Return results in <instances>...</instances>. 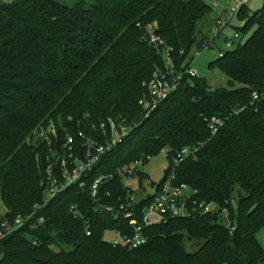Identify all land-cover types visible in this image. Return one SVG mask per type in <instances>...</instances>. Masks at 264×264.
I'll use <instances>...</instances> for the list:
<instances>
[{
  "label": "trees",
  "instance_id": "16d2710c",
  "mask_svg": "<svg viewBox=\"0 0 264 264\" xmlns=\"http://www.w3.org/2000/svg\"><path fill=\"white\" fill-rule=\"evenodd\" d=\"M246 5L237 13L242 26L231 19L209 41L197 23L210 10L216 14L207 0H0V209L27 213L42 197L47 145L35 129L51 120L59 139L78 129L93 136L98 129L90 126L109 118L130 130L93 175L164 149L169 163L161 182L173 172L195 189L197 203L215 206L150 223L148 241L127 249L103 235L128 234V221L96 210L90 182L67 186L39 212L42 223L31 221L2 239L0 264H264L256 237L264 226V7L250 13ZM147 24L171 47L182 76L150 111L139 101L149 99L146 84L164 68V57L142 37ZM232 26L235 46L209 64L228 86L211 89L203 77H186L194 53L220 36L225 44L223 32ZM210 116L226 120L213 135ZM191 145L196 154L174 166L176 152ZM101 188L109 201L126 193L116 175Z\"/></svg>",
  "mask_w": 264,
  "mask_h": 264
},
{
  "label": "built area",
  "instance_id": "2783aa9c",
  "mask_svg": "<svg viewBox=\"0 0 264 264\" xmlns=\"http://www.w3.org/2000/svg\"><path fill=\"white\" fill-rule=\"evenodd\" d=\"M249 0H224L219 4H212L216 10L214 17V27L211 29L213 35L227 26L231 19L238 22L242 26L243 21L237 19V13L243 5ZM212 35V37H213ZM237 32L234 33L232 39L225 43L230 48L236 41ZM145 41L149 42L156 48V51L164 57V68L157 69L153 72L152 77L146 84L149 99H141L142 104L147 110H152L164 98L173 94L179 87L182 79L181 73L174 69V63L171 60V47L164 45L162 38L155 32V25L147 24L146 35L142 36ZM165 46V47H162ZM205 48V46L203 47ZM162 49V51H160ZM196 51L194 55H197ZM219 51L218 55L221 56ZM192 63L184 69L186 77L198 76ZM258 100L259 95L256 91L252 93V100ZM246 105L239 106L234 110L238 113ZM208 127L210 134H215L226 121L220 116H210L208 119ZM90 128L97 130L96 135L85 134L83 130L78 129L75 135L66 133L64 137L59 139L56 125L50 120L44 126H40L34 130V135L42 143L47 145L46 150V166L44 170L45 178L42 182V197L40 201L34 203L27 213H17L15 215L8 214L5 209L0 213V243L3 238L13 233L16 229L34 223H42L43 216L39 212L47 207V203L57 194L62 192L64 188L71 185H77L79 188H85L90 182V200L96 205L98 212L110 213L115 219L122 217L128 221L132 231L129 233L119 234L111 243L117 245L121 243L127 249L137 248L144 245L148 241V235L145 233V226L150 223H160L162 220L177 217H191L194 213L200 212L205 214L214 209L212 202L205 203L195 201L193 194L195 189L191 188L187 183L178 180L175 173L171 172L158 186L152 194L144 196L141 200H136L133 189L125 186L122 182L123 176H131L136 171V167L142 165L144 159H149V155L143 159L132 162L123 169H116L114 172H101L93 175L94 166L100 161L105 152H109L122 138L129 132L127 126L116 124L111 118L106 121L93 123ZM196 146H185L176 152V156L172 159L173 165H177L180 161L194 156ZM164 151V149H162ZM121 178L122 188L126 190L124 198L117 196L115 200L109 201L111 196L107 189L101 190L102 186L111 181L114 176ZM144 205L139 206V202ZM232 207L235 208V201H232ZM71 210L76 216L79 214L75 205ZM221 214L227 217V207L220 209ZM230 231L234 228L233 223L227 221ZM86 234H90V229H86Z\"/></svg>",
  "mask_w": 264,
  "mask_h": 264
},
{
  "label": "rangeland",
  "instance_id": "374dc122",
  "mask_svg": "<svg viewBox=\"0 0 264 264\" xmlns=\"http://www.w3.org/2000/svg\"><path fill=\"white\" fill-rule=\"evenodd\" d=\"M65 2L67 5H73L75 0H60ZM211 4H219L222 0H207ZM88 4V3H87ZM248 9L250 13L252 11L261 9L264 7V0H249L247 3ZM215 13L214 11L210 10L207 12L202 19H200L197 23L200 29H202L203 33L206 34V37L211 41L212 35H211V27L213 26V17ZM238 22H236L234 19L232 20V25H236ZM232 27H228L224 30L223 34H225L227 37L232 39L235 29ZM246 35H244L243 39L241 41L246 39ZM221 37L219 40H216L215 42L211 43V47H206L204 50L198 52L196 57H194L192 62V68L195 69L199 77H203L206 79L207 84L209 88L211 89H217L228 86L227 85V78L223 74L222 71L219 70L218 67L213 66L209 67V64L217 59L219 57L218 53L220 50H226L227 47L221 40ZM235 46L232 44V47ZM230 47V48H232ZM194 52V50H192ZM168 157L167 154L164 153V151H159V153L150 155L149 159H147L145 162H143L142 165H139L136 167V171H139L141 174L145 173V177L141 179L139 177L138 172H134L133 175L129 176H123L122 182L125 186H129L133 189L135 199L141 200L144 198V196L148 194H152L155 191V188L161 180L163 179L165 175V169L168 167ZM153 183V184H152ZM6 208H1L0 210L3 211ZM103 237L108 240L112 241L114 238H116V234L111 232H106ZM258 242L262 245L264 248V226H262L256 235Z\"/></svg>",
  "mask_w": 264,
  "mask_h": 264
}]
</instances>
